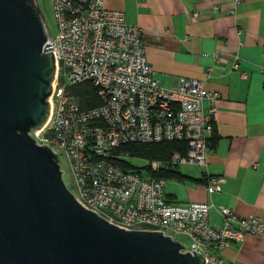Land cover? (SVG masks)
Segmentation results:
<instances>
[{
  "label": "built area",
  "instance_id": "1",
  "mask_svg": "<svg viewBox=\"0 0 264 264\" xmlns=\"http://www.w3.org/2000/svg\"><path fill=\"white\" fill-rule=\"evenodd\" d=\"M52 7L57 34L48 31L56 66L50 114L31 136L57 154L63 178L62 163L70 169L77 202L120 229L159 232L180 243L183 253L202 255L205 264H225L218 251L264 235L259 218L240 217L226 207L219 209L222 228L214 229L209 222L214 205L170 202L167 179L158 176L181 165H209L220 95L198 79L161 86L148 63L142 30L123 12L109 9L106 0H52ZM238 63L236 55L233 70ZM86 83L95 90L89 107L74 91ZM159 143L180 147L168 160L139 159L144 166H125L133 158L123 146ZM206 177L207 192H221L225 177Z\"/></svg>",
  "mask_w": 264,
  "mask_h": 264
},
{
  "label": "water",
  "instance_id": "2",
  "mask_svg": "<svg viewBox=\"0 0 264 264\" xmlns=\"http://www.w3.org/2000/svg\"><path fill=\"white\" fill-rule=\"evenodd\" d=\"M47 40L37 0H0V264H205L159 232L83 208L57 154L36 144L56 73Z\"/></svg>",
  "mask_w": 264,
  "mask_h": 264
},
{
  "label": "crops",
  "instance_id": "3",
  "mask_svg": "<svg viewBox=\"0 0 264 264\" xmlns=\"http://www.w3.org/2000/svg\"><path fill=\"white\" fill-rule=\"evenodd\" d=\"M106 6L140 27L161 86L198 79L220 95L209 165L179 181L183 191L165 192L167 199L214 205L209 222L216 230L221 207L264 222V0H106ZM206 173L225 177L221 192H207ZM217 253L225 264H264V235Z\"/></svg>",
  "mask_w": 264,
  "mask_h": 264
},
{
  "label": "trees",
  "instance_id": "4",
  "mask_svg": "<svg viewBox=\"0 0 264 264\" xmlns=\"http://www.w3.org/2000/svg\"><path fill=\"white\" fill-rule=\"evenodd\" d=\"M76 93L80 94L84 100L86 106L88 96L94 94V89L90 83L83 84L80 88L74 90ZM99 103H94L93 106H97ZM89 107V106H88ZM179 143H159V144H131L126 145L121 148L122 151L126 152L130 158L133 159H146V160H168L173 155L175 151L179 149ZM129 168H134L130 163L125 165ZM159 177L167 180H178V181H187L191 180L186 175L176 171V169H165V171L158 174Z\"/></svg>",
  "mask_w": 264,
  "mask_h": 264
},
{
  "label": "rangeland",
  "instance_id": "5",
  "mask_svg": "<svg viewBox=\"0 0 264 264\" xmlns=\"http://www.w3.org/2000/svg\"><path fill=\"white\" fill-rule=\"evenodd\" d=\"M40 6H41L40 8L41 14L44 18L47 29L52 36H55L57 34V22H56L55 15L53 12L52 0H41ZM130 163L136 167H141V166H144L145 164L144 161H141L139 159H131ZM199 167L200 166H194V165H181L179 168V171L183 175L194 176L198 173ZM62 169L64 170V173H65L64 175L65 184L72 191L74 187L72 186L73 180L71 177L70 169L66 167L64 163H62ZM174 190L176 192L183 191L181 189V183H179V181L177 180H168L166 188H165V192L169 193V192H173ZM181 240L184 245L188 244L187 239L182 238Z\"/></svg>",
  "mask_w": 264,
  "mask_h": 264
},
{
  "label": "flooded vegetation",
  "instance_id": "6",
  "mask_svg": "<svg viewBox=\"0 0 264 264\" xmlns=\"http://www.w3.org/2000/svg\"><path fill=\"white\" fill-rule=\"evenodd\" d=\"M40 2H41V0H37V3H38V6H39V9L41 8V6H40ZM40 12H41V9H40Z\"/></svg>",
  "mask_w": 264,
  "mask_h": 264
},
{
  "label": "bare ground",
  "instance_id": "7",
  "mask_svg": "<svg viewBox=\"0 0 264 264\" xmlns=\"http://www.w3.org/2000/svg\"><path fill=\"white\" fill-rule=\"evenodd\" d=\"M41 130H42V128L40 130H38V132L41 131Z\"/></svg>",
  "mask_w": 264,
  "mask_h": 264
}]
</instances>
